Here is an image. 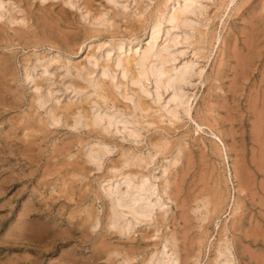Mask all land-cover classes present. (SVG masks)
<instances>
[{
	"label": "rangeland",
	"instance_id": "374dc122",
	"mask_svg": "<svg viewBox=\"0 0 264 264\" xmlns=\"http://www.w3.org/2000/svg\"><path fill=\"white\" fill-rule=\"evenodd\" d=\"M263 71L264 0H0V264H264Z\"/></svg>",
	"mask_w": 264,
	"mask_h": 264
},
{
	"label": "bare ground",
	"instance_id": "6f19581e",
	"mask_svg": "<svg viewBox=\"0 0 264 264\" xmlns=\"http://www.w3.org/2000/svg\"><path fill=\"white\" fill-rule=\"evenodd\" d=\"M1 2H3V1H1ZM3 3H5V2H3ZM193 4V3H192ZM256 9V8H255ZM5 10V9H4ZM242 11V10H241ZM253 13V12H252ZM255 15V14H254ZM250 17V16H249ZM247 21V20H246ZM249 23V22H248ZM153 28V27H152ZM151 28V29H152ZM243 28V27H242ZM255 28V27H254ZM241 29V28H240ZM244 29V28H243ZM249 30V29H248ZM255 30V29H254ZM247 32V31H246ZM253 32V31H252ZM234 33V32H233ZM251 33V32H250ZM155 34V33H154ZM241 34V33H240ZM244 34V33H243ZM150 36V35H149ZM261 36V35H260ZM243 39H245L244 37H243ZM154 40V39H153ZM257 40V39H256ZM241 41H242V39H241ZM247 41H249V40H247ZM256 42V41H255ZM244 43V42H243ZM248 43V42H247ZM227 44V43H226ZM246 45V44H245ZM247 46V45H246ZM232 47V46H231ZM234 49H235V47H234ZM241 49V48H240ZM260 49V48H259ZM263 49V48H262ZM200 50V49H199ZM237 50V49H236ZM244 51V50H243ZM257 51V50H256ZM237 52V51H236ZM255 52V51H254ZM239 53V52H238ZM147 54V53H146ZM234 54H236V53H234ZM255 54V53H254ZM258 54V53H257ZM237 55H239V54H237ZM237 55L235 56V58H237ZM148 59V58H147ZM237 60H239V59H237ZM249 62V61H248ZM235 63H237V62H235ZM238 64V63H237ZM240 64V63H239ZM238 64V65H239ZM117 65V64H116ZM136 65V64H135ZM156 65V64H155ZM162 65V64H161ZM237 65V66H238ZM241 65V64H240ZM246 66H248V65H246ZM239 67V66H238ZM233 68H235L234 66H233ZM158 68H156V69H154V75H155V77H156V79H157V77H158ZM177 70V69H176ZM232 70V69H231ZM250 70V69H249ZM240 71V70H239ZM184 72H185V69H183V70H181V72H180V76L179 77H182L183 76V74H184ZM236 72V71H235ZM237 72H238V70H237ZM264 72V71H263ZM191 73V72H190ZM239 73V72H238ZM149 74V73H148ZM135 75V74H134ZM172 75V74H171ZM13 76V75H12ZM188 76V75H187ZM260 77V76H259ZM154 79V78H153ZM233 79V78H232ZM240 80H242V79H240ZM166 81V80H165ZM231 83H233V82H231ZM235 83V82H234ZM167 85V84H166ZM230 86V85H229ZM181 88H183V87H181ZM184 94V93H183ZM184 97V96H183ZM187 97V96H186ZM251 97V96H250ZM262 97V96H261ZM264 97V96H263ZM38 98V97H37ZM179 98V97H178ZM253 98V97H252ZM251 99V98H250ZM178 100V99H177ZM189 100V99H188ZM261 100V99H260ZM225 102V101H224ZM262 102V101H261ZM179 103V102H178ZM250 103V102H249ZM263 103H264V101H263ZM181 104V103H180ZM186 104V103H185ZM221 104V103H220ZM224 104V103H223ZM227 104V103H226ZM225 104V105H226ZM255 103H252L251 105L253 106ZM250 105V107H251V109H252V106ZM256 105V104H255ZM254 105V106H255ZM260 106H261V104H260ZM263 106V105H262ZM261 106V109L263 108ZM226 107V106H225ZM256 107V106H255ZM261 109H259V111H257L256 113H254V117H255V120L257 121L258 120V122H261L262 123V118H264L263 117V111L261 110ZM264 109V108H263ZM253 110H254V112H255V109L253 108ZM239 112V111H238ZM253 113V112H252ZM113 117V116H112ZM52 119H54V118H52ZM252 119V118H251ZM56 120V119H55ZM251 121V120H250ZM251 122H253V121H251ZM108 123V122H107ZM245 123V122H244ZM260 123V124H261ZM109 125H110V123H109ZM228 127V126H227ZM235 127H237V126H235ZM256 127V126H255ZM258 128V127H257ZM225 129V128H224ZM223 129V130H224ZM255 129V128H254ZM260 130V129H259ZM262 131V130H261ZM263 131H264V129H263ZM234 132V131H233ZM257 132V131H256ZM138 133V132H137ZM255 133V132H254ZM251 134V133H250ZM260 135L262 136L263 134L261 133V134H259V137H260ZM256 136V135H255ZM258 136V135H257ZM253 140V139H252ZM255 140H256V138H255ZM261 140V139H260ZM234 141V140H233ZM257 141H258V139H257ZM257 141H256V143H257ZM258 142H260V141H258ZM262 143V142H261ZM229 144V143H228ZM233 145V144H232ZM250 145V144H249ZM257 145V144H256ZM258 145H260V144H258ZM259 147V146H258ZM260 147H261V145H260ZM264 148V147H263ZM233 149V148H232ZM262 149V148H261ZM255 151V150H254ZM250 152H251V150H250ZM263 152H264V150H263ZM214 153V152H213ZM217 154V153H216ZM258 155H260V152H259V154ZM263 155V154H262ZM255 156H257V155H255ZM264 156V155H263ZM261 157V156H260ZM256 158V157H255ZM263 158V157H262ZM261 162V161H260ZM255 163V162H254ZM257 164H259V166L262 168V170H264L263 168H264V165L262 164V163H264V162H262V163H259V161L258 162H256ZM255 163V164H256ZM245 166V165H244ZM257 166V165H256ZM260 167H259V172H260ZM255 168V167H254ZM258 168V167H257ZM210 170H211V168H210ZM258 170V169H257ZM262 173H264V172H262ZM126 176V175H125ZM145 176H147V175H145ZM144 176V177H145ZM143 177V178H144ZM139 178V177H138ZM146 178V177H145ZM234 178H236V177H234ZM120 179H122V178H120ZM149 179V178H148ZM261 179V178H260ZM133 180V179H132ZM144 180V179H143ZM118 181V180H117ZM120 181V180H119ZM230 181V180H229ZM261 181V180H260ZM139 182V181H138ZM188 182V181H187ZM217 182V181H216ZM240 182V181H239ZM264 182V181H263ZM114 183V182H113ZM121 183V182H120ZM148 183H149V180H148ZM199 183V182H198ZM246 183V182H245ZM115 184H116V182H115ZM261 184V183H260ZM154 185V184H153ZM250 185H252V184H250ZM125 187H128V185L127 186H125ZM113 188V187H112ZM250 188V187H249ZM132 189V188H131ZM218 189V188H217ZM216 189V190H217ZM248 189V188H247ZM137 193H138V196L141 194V191H144V190H146L145 189V186H144V183L142 182V183H140L138 186H137ZM236 190V189H235ZM250 190V189H249ZM252 191H253V189H251ZM259 191V190H258ZM257 191V192H258ZM136 192V191H135ZM148 192V191H147ZM151 192H152V190H151ZM199 192H200V190H199ZM245 192V191H244ZM154 193V192H153ZM204 193H205V191H204ZM242 193V192H241ZM250 193V192H249ZM251 194V193H250ZM259 194V193H258ZM109 195V194H108ZM246 195V194H245ZM115 196V195H114ZM153 196V195H152ZM253 196V195H252ZM140 197V196H139ZM147 197V194H146V196L144 197V198H146ZM246 197V196H245ZM261 199V198H260ZM237 200V199H236ZM115 201H116V203H118V199H115ZM131 201V200H130ZM160 201V200H159ZM217 201V200H216ZM255 201V200H254ZM132 202V201H131ZM151 202V201H150ZM249 202V201H248ZM258 202H259V200H258ZM133 203V202H132ZM216 203V202H215ZM157 204H159V203H157ZM161 204V203H160ZM221 204V203H220ZM251 204V203H250ZM263 204V203H262ZM261 204V205H262ZM159 206V205H158ZM237 206V205H236ZM114 207V206H113ZM136 206L133 204V205H130V209H131V211L134 213V212H138V211H142V210H137L136 208H135ZM247 207V206H246ZM124 208V207H123ZM240 208V207H239ZM120 209V208H119ZM257 209V208H256ZM259 210V209H258ZM128 211V210H127ZM262 212V211H261ZM140 213V212H139ZM264 213V212H263ZM135 217V216H134ZM122 218V217H121ZM185 218V217H184ZM251 218V217H250ZM249 218V219H250ZM254 218H255V216H254ZM186 219V218H185ZM248 219V220H249ZM260 219V218H259ZM232 221V220H231ZM250 221V220H249ZM260 221V220H259ZM256 222V221H255ZM255 222H254V224H255ZM231 224V223H230ZM257 224V223H256ZM260 226V225H259ZM261 227H263V226H261ZM231 228V227H230ZM224 229V228H223ZM256 229H258V225H256ZM224 231V230H223ZM258 231H259V229H258ZM245 232V231H244ZM261 232V231H260ZM262 233V232H261ZM225 234V233H224ZM253 234V233H252ZM264 234V233H263ZM245 235V234H244ZM230 244V243H229ZM163 248V247H162ZM166 252V251H165ZM159 254V253H158ZM224 259H226V258H224ZM226 261V260H225ZM174 263V262H173Z\"/></svg>",
	"mask_w": 264,
	"mask_h": 264
}]
</instances>
